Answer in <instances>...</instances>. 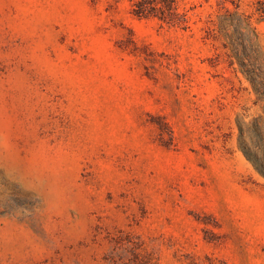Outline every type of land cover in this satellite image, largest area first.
I'll list each match as a JSON object with an SVG mask.
<instances>
[{"label": "rangeland", "instance_id": "374dc122", "mask_svg": "<svg viewBox=\"0 0 264 264\" xmlns=\"http://www.w3.org/2000/svg\"><path fill=\"white\" fill-rule=\"evenodd\" d=\"M0 264H264V0H0Z\"/></svg>", "mask_w": 264, "mask_h": 264}]
</instances>
